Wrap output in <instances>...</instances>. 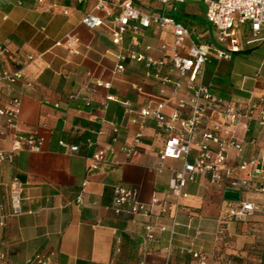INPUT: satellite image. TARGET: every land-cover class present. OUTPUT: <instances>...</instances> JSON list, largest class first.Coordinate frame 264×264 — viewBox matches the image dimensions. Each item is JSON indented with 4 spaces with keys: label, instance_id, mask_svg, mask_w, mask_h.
Masks as SVG:
<instances>
[{
    "label": "crops",
    "instance_id": "1",
    "mask_svg": "<svg viewBox=\"0 0 264 264\" xmlns=\"http://www.w3.org/2000/svg\"><path fill=\"white\" fill-rule=\"evenodd\" d=\"M159 4L141 9L149 13L165 10L177 21L172 14L178 12L176 4L182 3ZM95 5V0L83 4L76 0H0V44L10 50L0 61V70L19 68L24 75L18 83H0V107L19 100L21 129L43 139L41 152L17 151L11 164H0V203L10 215L0 234V252L6 256L0 264H27L41 253L54 254L50 264H197L186 252L190 248L202 249L214 264H264V208L245 222L225 218L220 222L227 204L250 201L264 207L262 193L219 187L200 176L186 187L174 234L171 216L159 212L162 203L148 215L111 211L117 186L137 190L140 202L146 205L154 197L166 199L170 168L179 169L182 162H162L159 153L168 136L154 119L146 120L143 127L131 120L165 99L170 102L164 113L170 115L191 92L188 77L171 73V62L159 69L160 75L181 80L180 87L147 78L143 63L128 62L125 72L114 74L120 49L113 43L109 26L89 29L82 24L87 13L102 14ZM193 26L197 33L188 28L196 42L215 43L214 27ZM69 34L80 39L75 53L66 48ZM173 38L172 27L153 26L137 36L129 33L125 47L135 48L134 43L140 42L151 46L158 58L160 46L171 45ZM98 81L111 87H100ZM204 83L232 103H260L264 100V40L229 61L213 54ZM108 96L128 101L132 112L107 101ZM189 114L186 108L181 116ZM223 122L220 110L211 112L197 133V142L207 132L225 138L234 135L243 143V158L264 155V128L251 122L248 129H233L234 134L223 127L216 131ZM138 133H142L139 139ZM14 145L5 120L0 119V149L11 151ZM73 146L79 148L77 153L69 152ZM132 146L137 151L128 155L126 149ZM105 148L112 149L106 161L96 170L89 168L87 159ZM196 148L194 145V152ZM240 162L232 151L229 164ZM235 176L244 175L236 172ZM14 179L24 184L21 215H11L10 183ZM80 195L82 204L77 202ZM147 225L153 226L154 239L147 238ZM163 225L169 230L160 231ZM220 227L224 239L218 237Z\"/></svg>",
    "mask_w": 264,
    "mask_h": 264
},
{
    "label": "built area",
    "instance_id": "2",
    "mask_svg": "<svg viewBox=\"0 0 264 264\" xmlns=\"http://www.w3.org/2000/svg\"><path fill=\"white\" fill-rule=\"evenodd\" d=\"M47 0H39L44 3ZM83 4L88 0H76ZM95 10L102 14L93 12L87 13L82 24L89 29L101 26H109L112 33V40L115 46L120 49L116 55L117 67L114 74L123 73L128 62L143 63L146 66V77L159 79L163 85L174 84L175 87L182 85L181 80L173 81L169 75L161 76L159 69L172 63L171 73L177 72L180 78L188 77V89L191 97L188 100H180L172 114L164 113L165 106L170 102L165 99L159 102L154 108H146L140 111L138 117L133 118V123L144 126L146 120L154 119L159 128L166 131L168 140L159 153L164 162L167 159H177L182 162L181 168H170L172 178L169 182V191L166 199L161 201L154 197L149 205L143 204L138 198V191L122 186L114 188L113 203L111 211L120 215H145L154 214L155 207L162 203L159 209L160 214L170 215L173 219L172 234L174 227L178 225L176 217L183 207V201L187 197L186 187L189 183H195L200 176H207L210 182L219 187H230L237 190H247L264 194V155L252 156L249 159L242 157L244 146L234 135L230 138L221 137L215 132H207L202 135L201 141L197 142L196 136L200 131L203 121L211 112L220 110L223 116L222 126H216V131L223 127L227 132L242 127L248 129L251 122L257 123L264 128V100L258 104L245 106L235 104L223 99L212 91L204 83L205 70L211 61L213 54L220 60L229 61L234 55L241 53L244 48H251L253 45L264 40V0H200L205 6V18L215 29V43L196 42L192 37V31L184 24L169 17L165 10L159 13L144 12L133 0H95ZM163 5L170 3H187L196 0H155ZM7 19V17H5ZM153 26L172 27L174 38L171 45L163 43L160 46L162 55L158 58L153 56L151 46L142 43H134L135 48H126V36L131 33L139 35L142 29ZM80 43L76 35H67L66 48L75 53ZM60 44V43H59ZM10 50L6 44H0V61L8 57ZM24 79L22 70L19 68L0 70V83L9 85L18 83ZM100 87L109 89L111 84L97 82ZM74 98V96H71ZM107 101L118 102L126 107L127 113H131V104L128 101H120L114 96H108ZM20 101L15 99L11 106L0 107V119L5 120L6 129L13 137L15 145L13 150L0 149V164L12 163L15 153L21 150L41 152L43 139L38 138L34 133L21 129L20 123ZM186 108L190 109L187 118L181 113ZM117 131V130H116ZM137 138L142 137L138 133ZM138 141V140H136ZM63 146H66L62 143ZM194 145L197 150L194 152ZM77 146L69 147L70 153H77ZM108 151L105 148L97 151L88 158V167L98 169L101 162L107 159ZM136 147H128V155L136 153ZM237 152L241 159L238 165L229 164L230 153ZM161 164L160 169H163ZM242 173L243 177L235 176V173ZM86 185V182L83 184ZM24 184L19 179L10 183L11 215H21L22 196ZM82 196L78 197V204H82ZM263 206L250 201H241L238 204H227L224 207L223 219H231L237 222H245L262 212ZM10 215L5 212L4 206L0 203V234L6 227L7 218ZM147 238L154 239V228L146 226ZM160 231L169 230L163 225ZM219 239L225 238L223 227L218 230ZM197 264H214V259L207 255L202 249L186 250ZM54 254H37L27 264H50ZM6 259L4 253L0 252V262Z\"/></svg>",
    "mask_w": 264,
    "mask_h": 264
},
{
    "label": "rangeland",
    "instance_id": "3",
    "mask_svg": "<svg viewBox=\"0 0 264 264\" xmlns=\"http://www.w3.org/2000/svg\"><path fill=\"white\" fill-rule=\"evenodd\" d=\"M137 5L145 10H148L149 7H160L159 2L155 0H139ZM176 7L178 12H175L172 16H174L178 22H184L187 27L190 26V28L194 29L196 33L198 32V28L193 25L202 26L205 29L213 27L212 24L208 23L205 19L206 6L202 1L196 0L182 5L176 4ZM192 37L194 40H197L196 35H193Z\"/></svg>",
    "mask_w": 264,
    "mask_h": 264
}]
</instances>
